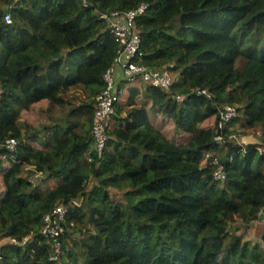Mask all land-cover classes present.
Masks as SVG:
<instances>
[{
	"label": "trees",
	"instance_id": "obj_1",
	"mask_svg": "<svg viewBox=\"0 0 264 264\" xmlns=\"http://www.w3.org/2000/svg\"><path fill=\"white\" fill-rule=\"evenodd\" d=\"M10 2L0 0V163H10L0 264H264V246L230 230L233 215L251 224L264 209V0H21L8 24ZM142 2L149 4L137 19L143 63L178 75L169 91L129 87L93 161L95 98L118 47L100 13ZM41 101L45 119L26 118ZM226 105L240 115L219 144ZM152 111L170 118L179 135L158 127ZM209 119L214 124L203 126ZM258 129L256 144L231 137ZM208 153L224 179L215 178ZM64 203L53 259L54 240L42 227ZM72 230L83 237L70 243ZM27 236L24 244L11 241Z\"/></svg>",
	"mask_w": 264,
	"mask_h": 264
},
{
	"label": "built area",
	"instance_id": "obj_2",
	"mask_svg": "<svg viewBox=\"0 0 264 264\" xmlns=\"http://www.w3.org/2000/svg\"><path fill=\"white\" fill-rule=\"evenodd\" d=\"M19 2H21V0H11L9 9L5 14V20L8 24L13 22V10L17 7ZM85 2L87 5V0H85ZM148 7V3L142 2L136 8L127 11L114 10L100 13V17L107 21L108 27L118 47L116 57L104 75L105 87L95 98L96 103L92 136L95 139L96 147L93 154L90 155V159L93 161H96L97 158L102 156L108 140L107 131L110 120L116 113L117 106L125 96L127 89L131 85L138 83V78L140 79L139 82L166 91H169L174 83L176 76L169 67L155 68L143 63L144 51L142 49L141 34L137 27V19L145 13ZM198 92L209 98L213 97L209 89L200 88ZM178 98L182 99L181 97ZM239 115L238 106L226 105L224 107L218 122V133L215 135V141L217 143H224L225 130L230 127ZM254 135L258 140L263 137V133L260 129L256 130ZM243 136L245 135L233 134L231 137L236 139L240 144H244ZM16 145L17 140L11 138L7 141L6 147L9 151H13ZM260 150L263 151L262 148H260ZM207 156L212 157L210 153H208ZM212 163L217 166L215 178L224 179L225 173L219 159L217 157H212ZM37 177L38 176L33 177L32 181H35ZM71 204L81 205V202H77L75 199L71 201ZM68 210L69 205L64 203L56 206L51 213L45 215L42 233L54 240L56 253L53 259H57L58 254L61 252L59 236L65 231L63 223L65 222ZM263 213L264 209L261 211V215ZM256 223L264 225V219L260 218ZM28 239L29 236L25 237L23 242H18L16 238H11V241L24 244Z\"/></svg>",
	"mask_w": 264,
	"mask_h": 264
},
{
	"label": "rangeland",
	"instance_id": "obj_3",
	"mask_svg": "<svg viewBox=\"0 0 264 264\" xmlns=\"http://www.w3.org/2000/svg\"><path fill=\"white\" fill-rule=\"evenodd\" d=\"M175 76H177L178 74L173 72ZM138 82L140 81V79L138 78L137 80ZM80 94H84L81 90L79 91ZM129 94V88L126 91L125 96H128ZM66 95H68V97H70L71 99H75L73 97H71L73 94L69 93ZM85 95V94H84ZM74 96V95H73ZM124 96V97H125ZM75 101L78 103V101H80V99H75ZM47 105V101H41L40 103H37L35 105V108H32L28 111L25 112V117L26 118H30L33 121H38L40 118L41 119H45V116L42 115V111L40 110L41 108L45 107ZM125 109L128 108V106H124ZM86 111L85 110H79L78 112H76L75 114L79 115V121L83 120V118L86 116ZM75 114H74V120H78L75 118ZM151 117L153 122L160 127L164 132H166L169 136L175 137L178 136L179 132L176 130L174 122L168 118L165 115L160 114H156L154 111L151 112ZM214 124V120L213 119H209L207 121H205L203 123V126H210ZM259 142V141H258ZM261 158V155L258 153L257 154V158L255 160V163H258L259 159ZM2 163V164H1ZM1 166H0V200L4 197L5 192H6V188H5V184L3 181V169L9 167L10 163L9 161H7L6 159H2L1 161ZM33 180V179H32ZM114 198L115 197H121V193L119 195L113 194ZM77 202H81L82 203V199H76ZM89 228V227H87ZM85 229V228H84ZM230 230L233 231L234 233H236L237 235H242L244 236V238L246 240H251L253 242V244L256 243H260L264 246V240H263V236H264V225L262 224H258L255 222H252L251 224H246L244 223V221L240 218L239 215H233V220L230 222ZM83 237V234L81 231L79 230H72L70 231V237H69V242L72 243V241L74 239H80ZM6 239H1L0 238V246L3 245L6 242Z\"/></svg>",
	"mask_w": 264,
	"mask_h": 264
},
{
	"label": "water",
	"instance_id": "obj_4",
	"mask_svg": "<svg viewBox=\"0 0 264 264\" xmlns=\"http://www.w3.org/2000/svg\"><path fill=\"white\" fill-rule=\"evenodd\" d=\"M258 141H259L258 138L254 134L243 136V142L246 145L256 144V143H258ZM261 218L264 219V213L261 215Z\"/></svg>",
	"mask_w": 264,
	"mask_h": 264
}]
</instances>
